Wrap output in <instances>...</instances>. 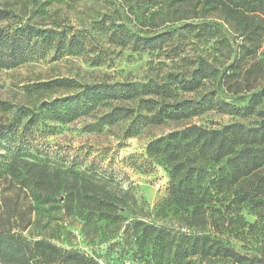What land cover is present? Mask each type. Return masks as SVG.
Instances as JSON below:
<instances>
[{"label": "trees", "instance_id": "trees-1", "mask_svg": "<svg viewBox=\"0 0 264 264\" xmlns=\"http://www.w3.org/2000/svg\"><path fill=\"white\" fill-rule=\"evenodd\" d=\"M205 3L220 7L226 15L264 13V0ZM12 14L0 8V24ZM15 24L19 25L13 29L0 26V67H11L31 55L51 51L85 54L94 64L105 61L100 42L89 31L21 21ZM103 24L113 25L105 28L112 43L153 50L186 30L208 34L210 25L217 23H183L186 25L144 34L112 16L106 17ZM261 69L259 64L252 67L255 73ZM218 73L215 65L202 58L188 72H170L161 81L82 83L61 77L34 83L36 90L72 91L44 99L35 109L23 106L12 119L0 117V264H101L94 256L65 248L50 237L30 238L25 234L40 204L77 220L88 240L105 242L118 237L122 241L116 243L130 249L138 245L136 255H150L156 264H264V250L249 238L264 222V121L254 126L231 122L219 127L187 123L148 142L149 155L168 168L170 183L165 202L182 210L184 224L179 227L126 216L122 204L104 194L100 197L96 186L85 182L86 170L76 160L84 148L77 149L73 161L53 163L47 156L51 146L41 142L36 133L43 131L46 120L67 123L102 107L106 110L93 128L127 121L125 136L139 134L151 124L188 120L209 109L227 114L250 113L260 92L254 93L245 106L220 98L216 90L199 97L181 93L198 90L205 79L216 78ZM0 105L11 107L2 100ZM209 165L216 167L213 172ZM229 197L233 199L227 204L223 200ZM247 206L256 215L253 221L243 213ZM235 241L241 243V248Z\"/></svg>", "mask_w": 264, "mask_h": 264}, {"label": "rangeland", "instance_id": "rangeland-1", "mask_svg": "<svg viewBox=\"0 0 264 264\" xmlns=\"http://www.w3.org/2000/svg\"><path fill=\"white\" fill-rule=\"evenodd\" d=\"M205 0H0V8L13 12L0 24L15 28L23 23L43 27H70L91 32L102 46L105 61L94 64L85 54L55 53L31 55L27 60L15 62L11 67H0V100L11 107L0 105V117L9 120L21 107L36 108L44 99H52L72 90H36L34 83L68 77L82 83L97 81H147L164 80L168 73L189 71L199 59H207L218 68L216 78L205 79L198 90L182 92L187 97H199L216 90L219 97L247 105L254 95L260 98L246 115L227 114L209 109L188 120H167L151 124L139 134L125 136L127 121L93 128L106 110L102 107L67 123L46 120L42 132H36L41 142L51 146L47 155L53 163L74 160L77 149L84 148L76 159L85 169V182L96 186L103 194L116 200L125 209V215L137 216L149 222L169 227H179L182 210L165 200L168 197L170 176L160 159L151 157L148 142L159 135L179 129L187 123H200L219 127L226 123L240 122L254 126L264 121V13L226 15L220 7ZM124 20L134 30L157 33L168 28H178L183 23L211 21L210 33L198 29L180 33L159 49H134L112 43L105 33L106 17ZM195 25V24H192ZM93 53H91V56ZM261 65L259 72L252 70ZM238 89V93L234 90ZM44 148V147H43ZM59 148V151H58ZM45 154L42 152L41 156ZM75 160V161H76ZM52 167V166H51ZM213 172L215 166L209 165ZM54 168V167H52ZM233 197L225 201L227 204ZM221 204V201H218ZM234 204L231 207L234 208ZM41 208V209H40ZM48 205L40 204L34 212V223L24 230L30 238L50 237L65 248L79 249L94 256L101 264H156L157 260L136 255L134 248H126L113 237L108 241L92 242L82 233L71 217L63 216ZM243 213L253 221L256 215L247 206ZM75 222V223H74ZM74 223V224H72ZM252 242L264 250V222L249 235ZM115 243V244H114ZM234 244L241 248L240 242ZM202 264V263H201Z\"/></svg>", "mask_w": 264, "mask_h": 264}]
</instances>
